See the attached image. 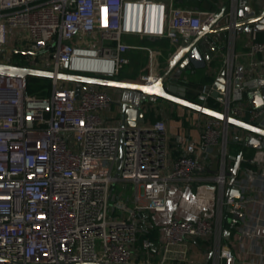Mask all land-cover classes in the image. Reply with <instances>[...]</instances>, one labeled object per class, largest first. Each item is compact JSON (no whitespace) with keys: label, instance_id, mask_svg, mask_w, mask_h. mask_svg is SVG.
Segmentation results:
<instances>
[{"label":"built area","instance_id":"1","mask_svg":"<svg viewBox=\"0 0 264 264\" xmlns=\"http://www.w3.org/2000/svg\"><path fill=\"white\" fill-rule=\"evenodd\" d=\"M212 13L176 0H0V62L121 78L130 62L127 35L164 37L177 47ZM11 30L27 47L25 61L8 55ZM249 54L256 59L248 75L264 74V38L254 36ZM158 77L148 72L138 81ZM213 80L198 91L202 103ZM26 84L27 76L0 72V264H264V188L237 173L241 196L225 194L232 124L207 116L199 139L185 138L174 154L159 95L132 104L145 118L127 123L121 112L107 114L115 100L106 86L52 77L50 93L37 95ZM216 98L220 110L250 123L264 110L226 90ZM250 135L264 143L260 133L240 136ZM243 161L257 163L244 154ZM200 181L218 183L216 213L174 216L156 233L151 216L167 210L171 186ZM225 206L229 227L255 248L223 240ZM240 247L247 259L237 256Z\"/></svg>","mask_w":264,"mask_h":264},{"label":"crops","instance_id":"2","mask_svg":"<svg viewBox=\"0 0 264 264\" xmlns=\"http://www.w3.org/2000/svg\"><path fill=\"white\" fill-rule=\"evenodd\" d=\"M253 0H247L248 4H251ZM260 5H264V0H256ZM176 4L183 7H191L196 9H203L210 12H219L224 7L228 11V7L230 4V0H176ZM229 22V17L225 16L218 21V24L222 29L217 31L216 33L209 36V42H200L201 51L203 54L208 53L210 60L206 59V66L202 68H195L193 65L191 68L185 66L183 68H179L177 66L175 68L174 76L170 77V81L177 83L178 85L187 86V83L190 80H196L200 78V76L211 75L213 79L218 75L225 67L230 66L232 68V75L236 74L239 71L240 67H243L245 74L248 75L249 69L252 68V63L255 61V56L249 54V46L254 36L258 39L264 38V32H246L239 31L237 27L226 28L225 25ZM15 31H10L9 40L14 38ZM136 39L139 42V46L136 48L137 51L141 54L145 50L150 52V49L153 51L152 62H148L145 66H140V72H153L157 75H161L164 73L168 67L169 61L176 49L184 45L183 38L179 46H173L169 42L168 39L159 36H149V35H127L126 39ZM15 40V38H14ZM142 43H165L168 45L166 49L160 47L153 49L152 47H146L142 45ZM216 46V50H213V47ZM136 51L133 49L127 51V56L130 58V62L127 64L125 68V72H132L131 61H133ZM138 53V56H139ZM151 53V52H150ZM124 66V65H123ZM122 66V67H123ZM150 70V71H149ZM129 75V74H128ZM253 76H259L257 73H254ZM118 78V77H115ZM209 83V82H208ZM107 89L111 92L113 99L120 100L122 98V89L117 87H109L106 86ZM186 87V91H187ZM195 93H198L200 87H189ZM232 98L234 99V94L232 93ZM245 101L248 105H251V101L244 97L241 99ZM234 101H240L235 100ZM110 106V109L107 111V114L114 115L115 113L120 112V106H118V111L115 112L113 104ZM163 112L159 117L165 118L167 122V130L169 133V142L172 148V152L174 154L178 153L181 148L184 147L185 138L198 140L200 136V125L207 118L208 115L201 113L197 110L191 109L185 105L180 103L168 100L163 98L162 104ZM221 108V107H220ZM220 110V109H219ZM148 118L154 119V113H149ZM233 136L241 135L245 133L246 129L240 128L236 125H233L232 128ZM245 137V136H243ZM245 156L254 157L257 163H250L249 166L240 164V168L238 170V177L245 180L253 189L264 188V143L261 147L247 146L244 149ZM229 165L234 164L232 162V157L228 158ZM216 165H213L208 172L209 175H213L216 170ZM251 168L252 172L246 170V168ZM229 179V177H228ZM228 181V180H227ZM209 182V183H207ZM199 183H204L200 184ZM199 185V186H198ZM198 186L201 192L203 191L205 194V206L201 208L198 212L207 213L209 215H214L219 208V185L216 181H200L194 183L192 186H187L186 188H180L177 185H172L168 195V205L167 210L164 212H157L152 214V221L155 224V232H162L164 226L168 223V221L174 217H185V218H196L200 213L195 214L192 217L189 212H185L178 207L180 202L179 193L182 191L183 193H193L194 187ZM227 182L225 185V194H226ZM263 200V198H262ZM254 207H258L257 205ZM229 208L225 206L224 213L227 216L224 219V230H223V240L229 242L233 247H237L240 241H243L246 249L255 248L256 244L252 241L251 238H245L242 240L239 233L229 227ZM236 218H238L236 216ZM204 250L199 251L200 254H204L202 252ZM237 256L241 259H247L249 255L245 250H242L241 247L236 249ZM201 257V256H200ZM197 263V262H196Z\"/></svg>","mask_w":264,"mask_h":264},{"label":"water","instance_id":"3","mask_svg":"<svg viewBox=\"0 0 264 264\" xmlns=\"http://www.w3.org/2000/svg\"><path fill=\"white\" fill-rule=\"evenodd\" d=\"M229 17V22L225 25L226 28L237 27L239 31H256L264 32V5H260L256 0L248 4L247 0H230L228 11L224 7L219 12H214L208 16L200 31L190 40L184 39V45L176 49L169 61L168 67L153 83H141L138 81L125 80L121 78H110L98 75L78 74L72 72L56 73L49 69L26 67L0 62V72L5 74H13L20 76L36 75L44 77H57L61 80H69L73 82L92 83L102 86L117 87L122 89V98L114 101L120 106L121 118L127 123H133L134 119L143 120L144 112L141 109H134L131 105L144 101L146 94H156L162 98L180 103L191 109L197 110L208 116H213L217 119L236 125L240 128L260 133L264 135V110L254 123L245 121L228 114L226 111L214 109L202 103L201 101H193L186 97V87L178 85L170 81V77L174 76L175 68H183L185 66L191 68H202L206 66V59L210 60L209 54H203L200 47V42H209V36L222 29L218 21L225 17ZM216 50V46L213 47ZM32 54L40 53L41 51H26ZM230 66L225 67L213 80V89L211 94L218 96L220 91H228L234 94L235 100H241L247 97L251 101L254 109L264 108V74L259 76H247L243 67L234 75L231 73ZM80 84H77L75 91L80 92ZM234 139L243 140V136H234ZM244 143L248 146L261 147L262 141L255 135H250L244 139ZM242 152L233 156L234 164L227 169L226 175L229 177L227 181L226 196L240 197L241 192L238 188L233 187L235 178L240 168L242 160ZM230 209V208H229ZM241 213H237L239 218Z\"/></svg>","mask_w":264,"mask_h":264},{"label":"rangeland","instance_id":"4","mask_svg":"<svg viewBox=\"0 0 264 264\" xmlns=\"http://www.w3.org/2000/svg\"><path fill=\"white\" fill-rule=\"evenodd\" d=\"M17 33H18V31H16L15 34H17ZM18 35H20V34H18ZM11 38L12 39H10L8 41L7 46H6L8 55H10L12 57L13 61H25L24 57H25L26 53H24L23 51L25 49H27V47H25L24 44L20 43L19 41H15L13 37H11ZM125 41L131 46V50L133 49L134 51H136L135 55H137V56H135L133 61H131L132 63H131V66L129 67V69H131V68L133 69L132 72H130V70L128 73L125 72L126 71L125 68L127 67V64H126L122 67V72H121L120 77L122 78L125 76V78L128 80L138 81L139 78H141L143 75L147 74V73L143 72L144 70L142 72H140V68H141L140 66L144 67L145 64H147L148 62L149 63L152 62V55L150 52H147L146 50L140 54L136 49L139 46V42L136 39H133V38L129 39V40L125 39ZM142 45H145L146 47H152L153 49H155V47L156 48L162 47L164 49H166L168 47V45L165 43H142ZM138 53H139V56H138ZM46 55H47V53H45L43 55V57ZM39 58L41 59L42 57H39ZM66 82L68 84L74 83L73 81H69V80H66ZM113 107L115 109V112L118 111V105L116 103L113 104ZM207 183H209V182H207ZM200 184L201 183H199V185ZM202 184H204V183H202ZM198 186L192 188L193 193H186V192L183 193L182 191L179 193V195H180L179 198L181 197V195H182V197L180 198L181 200L178 204V207L181 210L185 211L186 213L189 212L191 215L189 217H192L195 214L200 213L198 211L205 206V200H204L205 194L203 191L201 192L199 189H197ZM122 189H124L125 192L130 191L129 187H122Z\"/></svg>","mask_w":264,"mask_h":264},{"label":"trees","instance_id":"5","mask_svg":"<svg viewBox=\"0 0 264 264\" xmlns=\"http://www.w3.org/2000/svg\"><path fill=\"white\" fill-rule=\"evenodd\" d=\"M213 80V77L211 75H204L200 76V78H197L196 80H190L187 83V91H186V97L193 101H199L198 100V93L193 92L189 89L190 86L192 87H201L204 83H208ZM27 90L30 93L37 94V95H47L50 93L52 88V78L51 77H44V76H36V75H28L27 76V84H26ZM206 105H208L211 108L214 109H220L221 103L220 101L210 94L206 100ZM246 139V137H243ZM243 140H237L232 137L229 141V154L230 155H237L238 153L242 152L245 155V147L248 145L244 143ZM232 162H234V158H232ZM243 165L249 166L250 164L248 162H242Z\"/></svg>","mask_w":264,"mask_h":264},{"label":"bare ground","instance_id":"6","mask_svg":"<svg viewBox=\"0 0 264 264\" xmlns=\"http://www.w3.org/2000/svg\"><path fill=\"white\" fill-rule=\"evenodd\" d=\"M85 66H86V67L88 66V68H91V67H93V66H95V65H94V64L92 65L91 63H86ZM104 66H106V67H109V66H110V67H111V63H110V64L108 63V64H106V65H104Z\"/></svg>","mask_w":264,"mask_h":264}]
</instances>
